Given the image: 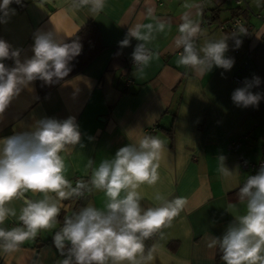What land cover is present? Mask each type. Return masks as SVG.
Segmentation results:
<instances>
[{
  "label": "crops",
  "instance_id": "0c3cea01",
  "mask_svg": "<svg viewBox=\"0 0 264 264\" xmlns=\"http://www.w3.org/2000/svg\"><path fill=\"white\" fill-rule=\"evenodd\" d=\"M248 2L253 12L264 15V0ZM69 4L70 0H26L21 8L10 4L14 12L5 18L6 22H0V39L20 50L21 62L34 55L33 37L37 31L57 32L58 39L65 43L91 21L103 43L101 51L79 73L46 94L39 96L36 81L22 88L0 114V138L29 131L42 118L62 121L75 117L81 142L62 153L65 176L71 183L75 178L89 181V159L96 167L103 159L114 158L120 147L144 135L159 138L164 145L159 178L154 186H141V206H159L154 199L156 193L168 200L183 198L184 206L169 227L145 241V255L151 250L146 264H224L218 247L208 245L213 237L222 238L235 217L245 213L246 201L239 200L238 189L258 170H241L239 159L257 162L264 145V101L260 99L257 106L248 107L234 104L232 93L244 86L235 85L231 76L240 57L248 53L254 77L260 79L257 85L253 77L249 90L264 98V20L224 2L218 8L228 7L225 19L240 15L252 25L246 34L226 33L215 24L219 11L218 19L210 20L213 5L207 3L205 7L200 0H163L160 4L153 0H105V8L98 15H92L86 6L72 10ZM185 12L204 33L196 41L198 48L207 39L230 37L225 53L226 58L234 60L230 70L213 66L208 73L198 74L191 67L177 65V51L182 48H177L175 40ZM157 19L165 21L166 28L154 31L153 39L145 45L153 53L150 63L143 71L128 66L140 42L132 37L128 46L122 47L120 42L129 28ZM236 39L242 42L238 47ZM236 49L239 55L233 56ZM14 66L12 59L10 67ZM126 80H130L128 86ZM229 142L241 145L231 150ZM221 157L223 166L233 175L222 174ZM82 197L84 201L78 203ZM82 197L64 200L61 210L66 215L86 206L106 210L103 191L93 189ZM29 198L40 199L42 194L26 193L25 199ZM6 206L15 209L17 215L9 216L0 227L21 226L18 216L25 206L24 199ZM60 228L57 219L54 228L41 230L17 251H0V264H61L65 257L52 241Z\"/></svg>",
  "mask_w": 264,
  "mask_h": 264
},
{
  "label": "clouds",
  "instance_id": "9594fccd",
  "mask_svg": "<svg viewBox=\"0 0 264 264\" xmlns=\"http://www.w3.org/2000/svg\"><path fill=\"white\" fill-rule=\"evenodd\" d=\"M19 3V0H16ZM67 3L68 0H65ZM13 0L0 2V22H6ZM52 3V0H48ZM87 7L92 15L105 8V0H70L72 10ZM175 44L182 48L177 65L191 67L198 74L209 72L213 66L230 70L234 60L226 58L227 40L230 37L207 39L198 48L197 39L204 35L200 24L189 12L181 17ZM166 22L136 25L120 42L128 46L129 37L138 43L132 53L135 66L143 71L153 53L145 45L153 39L154 31L163 32ZM240 34H246L243 25ZM234 35L232 37H235ZM34 55L21 62L20 50L12 49L0 39V60L13 59L14 67L0 63V114L11 101L37 79L53 84L68 76L69 62L80 55L82 45L78 41L64 43L57 32L37 31L34 34ZM242 42L235 40L238 47ZM260 83L259 77L253 78ZM251 84L234 90L231 99L237 106H257L261 94H253ZM81 142V132L75 117L64 120L42 118L36 120L29 131L16 132L0 138V225L16 210L8 205L13 200L24 199L18 220L21 226L5 229L0 227V251H17L27 240L35 238L41 230L55 227L63 201L81 197L93 189L103 191L107 197L106 210L93 206L83 207L71 216H65L63 226L52 237L54 246L65 258L61 264H146L151 259V250L145 255V241L161 229L169 227L183 210L184 200L177 197L166 199L156 193L159 206L142 208V185L154 186L158 181V168L163 152V141L144 135L135 143L120 147L114 158L103 159L98 166L89 159L90 179L77 181L73 187L65 176L66 153L70 146ZM224 176L233 175L223 166ZM42 194L40 199H25L26 193ZM121 193H124L122 196ZM241 202L246 201V211L235 217L222 238H214L210 248L222 253L224 264H264V165L255 175H249L238 189Z\"/></svg>",
  "mask_w": 264,
  "mask_h": 264
},
{
  "label": "built area",
  "instance_id": "2783aa9c",
  "mask_svg": "<svg viewBox=\"0 0 264 264\" xmlns=\"http://www.w3.org/2000/svg\"><path fill=\"white\" fill-rule=\"evenodd\" d=\"M153 1L156 2L157 4H160L162 3L163 0H153ZM200 2L205 7L207 3H211L213 7H219L224 2H230L234 6L241 8V10L247 15H253L257 19L264 20V15H262L261 13L252 11L248 0H200ZM240 25H243L246 31H249L252 29V25L249 23V21L240 15H232L223 21H219L217 23V28L226 33H233L235 31H238V26ZM180 52H182V50L177 51V54L180 55ZM236 55H239L238 49L234 50L233 52V56H236ZM128 66L137 67L135 66V63L132 58L129 60ZM253 77H254V67H253L251 57L247 53V54H244L242 57H240L237 70L231 76V80L237 86H245L246 83L249 84V82L251 81ZM129 83H130V80H126L125 86H128ZM261 100L264 101V98L261 97ZM149 130H153V129L151 128ZM262 141H264V135H262ZM240 145H241L240 142H229L227 144V147L231 150H237L240 147ZM261 165H264V145H262L261 155L257 162H250L244 158L239 159V167L241 170H252V171L258 170ZM77 181H81V180L79 178H75L72 183L73 187L75 186ZM157 235H158V232L155 233L151 237V239L155 238Z\"/></svg>",
  "mask_w": 264,
  "mask_h": 264
},
{
  "label": "trees",
  "instance_id": "16d2710c",
  "mask_svg": "<svg viewBox=\"0 0 264 264\" xmlns=\"http://www.w3.org/2000/svg\"><path fill=\"white\" fill-rule=\"evenodd\" d=\"M26 0H19V3L16 0H13V5L18 8H21L25 4ZM211 15L210 20L218 19V7H211ZM208 10V9H207ZM72 41H78L81 45V52L80 55L75 57L72 61L69 62V67L71 71L69 72L68 76H66L63 80L55 82L51 85L46 84L45 82L37 79L36 80V88L39 96L46 94L48 91L53 89L59 83L63 82L64 80L74 76L75 74L79 73L103 48V43L100 38L99 30L97 26L93 22L86 23L81 29L70 39H68L65 43H71ZM1 63H4L6 67H10L12 63V59H5L2 60ZM82 197V196H81ZM84 198H80L79 202H83ZM74 212H78L74 209L70 214L66 215V213L61 210L60 214L58 215L57 219L60 222V226H63L65 216H71Z\"/></svg>",
  "mask_w": 264,
  "mask_h": 264
},
{
  "label": "rangeland",
  "instance_id": "374dc122",
  "mask_svg": "<svg viewBox=\"0 0 264 264\" xmlns=\"http://www.w3.org/2000/svg\"><path fill=\"white\" fill-rule=\"evenodd\" d=\"M226 3V6H229L228 4H230L229 2H225ZM222 6V5H221ZM226 6H224V7H220V9H219V20L218 21H216V23L215 24H217L219 21H223L224 19H225V16H226V12H227V8L228 7H226Z\"/></svg>",
  "mask_w": 264,
  "mask_h": 264
},
{
  "label": "water",
  "instance_id": "95a60500",
  "mask_svg": "<svg viewBox=\"0 0 264 264\" xmlns=\"http://www.w3.org/2000/svg\"><path fill=\"white\" fill-rule=\"evenodd\" d=\"M0 2H2V0H0ZM1 13V12H0ZM2 62V60H0V63Z\"/></svg>",
  "mask_w": 264,
  "mask_h": 264
}]
</instances>
